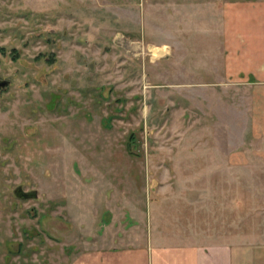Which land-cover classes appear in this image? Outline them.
<instances>
[{
    "label": "rangeland",
    "instance_id": "1",
    "mask_svg": "<svg viewBox=\"0 0 264 264\" xmlns=\"http://www.w3.org/2000/svg\"><path fill=\"white\" fill-rule=\"evenodd\" d=\"M230 1L0 0V264L264 241L249 90L223 84Z\"/></svg>",
    "mask_w": 264,
    "mask_h": 264
},
{
    "label": "crops",
    "instance_id": "2",
    "mask_svg": "<svg viewBox=\"0 0 264 264\" xmlns=\"http://www.w3.org/2000/svg\"><path fill=\"white\" fill-rule=\"evenodd\" d=\"M222 13L223 84L249 90L251 131L264 159V0L230 1ZM226 155L230 167H239L242 154ZM75 264H264V241L228 235L218 242L178 244L154 236L146 243L88 250Z\"/></svg>",
    "mask_w": 264,
    "mask_h": 264
},
{
    "label": "flooded vegetation",
    "instance_id": "3",
    "mask_svg": "<svg viewBox=\"0 0 264 264\" xmlns=\"http://www.w3.org/2000/svg\"><path fill=\"white\" fill-rule=\"evenodd\" d=\"M0 81H2V79H0ZM5 81H8V80H5ZM9 85V81L6 85H0V94L1 92H3V90ZM25 192H35V191H25L23 190L21 187H18L16 188V194L19 196V197H22V198H29L31 197L30 195L27 196V194H25ZM36 193V192H35ZM37 195V193L35 194Z\"/></svg>",
    "mask_w": 264,
    "mask_h": 264
},
{
    "label": "water",
    "instance_id": "4",
    "mask_svg": "<svg viewBox=\"0 0 264 264\" xmlns=\"http://www.w3.org/2000/svg\"><path fill=\"white\" fill-rule=\"evenodd\" d=\"M7 83H8V81H5V80L0 81V85H6ZM25 194H27V196L30 195L31 197L36 196L35 192H25Z\"/></svg>",
    "mask_w": 264,
    "mask_h": 264
}]
</instances>
